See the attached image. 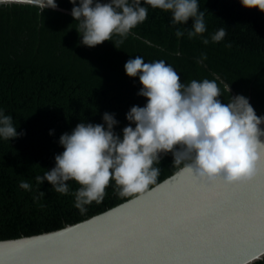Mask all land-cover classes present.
Returning <instances> with one entry per match:
<instances>
[{"label":"trees","instance_id":"obj_1","mask_svg":"<svg viewBox=\"0 0 264 264\" xmlns=\"http://www.w3.org/2000/svg\"><path fill=\"white\" fill-rule=\"evenodd\" d=\"M79 3V0H77ZM205 13L204 37H188L193 20L174 25L172 13L152 8L147 19L123 38L114 36L88 47L77 31L72 14L46 8L41 14L29 4H0V111L13 117L22 135L0 137V239L38 234L76 223L101 213L151 188L191 162L173 153L161 155L159 174L146 188L121 195L113 180L102 201L75 206L80 187L67 182L68 194L55 191L36 177L55 166L64 151L60 137L79 123L105 124L103 115L113 114L114 130L122 138L131 122L132 106H146L139 95V77H130L125 63L142 56L145 63L164 60L180 75L181 82L216 80L221 100L229 103L233 93L227 83L250 100L258 116H264V12L244 7L240 0H198ZM57 5L72 9L70 0ZM226 36L219 43L211 36L219 29ZM182 29L184 35L176 36ZM203 38L209 39L205 45ZM115 41V42H114ZM206 57V59H204ZM202 61V62H198ZM135 127V124H132ZM27 181L31 188L20 187ZM254 264H264L261 259Z\"/></svg>","mask_w":264,"mask_h":264},{"label":"clouds","instance_id":"obj_2","mask_svg":"<svg viewBox=\"0 0 264 264\" xmlns=\"http://www.w3.org/2000/svg\"><path fill=\"white\" fill-rule=\"evenodd\" d=\"M37 8L58 7L57 0H24ZM74 5L72 16L81 42L96 47L114 36L122 43L131 30L143 23L148 9L172 13L174 25H186L192 19L188 37H204L207 31L205 13L198 0H70ZM246 8L264 12V0H240ZM182 37L184 31L176 30ZM221 28L211 36L219 43L226 36ZM207 45L209 39L203 38ZM206 59V57H204ZM202 62V61H198ZM125 71L130 77H139L143 85L139 95L147 98L146 106H132L127 113L131 123L123 128L122 138L114 130L118 124L113 114L105 113V124L79 123L74 130L60 137L64 147L55 156V166L37 176V183L47 180L61 194H68L67 182L80 185L75 192L76 204L82 212L84 205L101 202L106 188L114 180L122 189L121 195L142 190L154 182L159 174L161 155L173 153L177 158L191 161L190 167L199 176L210 179L223 177L227 182L239 180L253 173L264 152V116H258L243 95L232 96L229 103L221 100L222 92L216 80L181 82L178 72L164 60L145 63L142 56L129 59ZM224 87L231 93V87ZM135 124V127L132 124ZM13 117L0 111V137L11 140L18 137ZM20 187L30 190L27 181Z\"/></svg>","mask_w":264,"mask_h":264},{"label":"water","instance_id":"obj_3","mask_svg":"<svg viewBox=\"0 0 264 264\" xmlns=\"http://www.w3.org/2000/svg\"><path fill=\"white\" fill-rule=\"evenodd\" d=\"M14 3L27 4L0 0ZM56 9L72 14L60 5ZM231 92L239 95L233 87ZM190 164L79 222L0 239V264H254L264 259V152L251 176L232 182L199 176Z\"/></svg>","mask_w":264,"mask_h":264},{"label":"snow or ice","instance_id":"obj_4","mask_svg":"<svg viewBox=\"0 0 264 264\" xmlns=\"http://www.w3.org/2000/svg\"><path fill=\"white\" fill-rule=\"evenodd\" d=\"M252 174V173H251ZM251 174H248L247 176H245V177H248V176H251Z\"/></svg>","mask_w":264,"mask_h":264}]
</instances>
